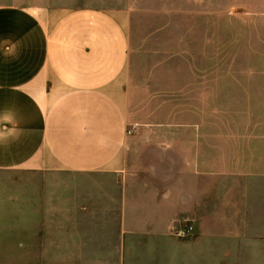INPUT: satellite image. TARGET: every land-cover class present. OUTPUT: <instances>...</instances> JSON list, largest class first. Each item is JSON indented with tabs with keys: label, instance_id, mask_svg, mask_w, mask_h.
Wrapping results in <instances>:
<instances>
[{
	"label": "crops",
	"instance_id": "obj_1",
	"mask_svg": "<svg viewBox=\"0 0 264 264\" xmlns=\"http://www.w3.org/2000/svg\"><path fill=\"white\" fill-rule=\"evenodd\" d=\"M131 24L127 7L0 1V222H17L0 244L34 254L21 264H171L216 236L186 240L172 225L202 220L220 188L226 205L249 200L242 181L264 177V147L219 132L185 74L134 86ZM34 173L110 178L98 195L117 206V227L59 228L55 181H27Z\"/></svg>",
	"mask_w": 264,
	"mask_h": 264
},
{
	"label": "rangeland",
	"instance_id": "obj_2",
	"mask_svg": "<svg viewBox=\"0 0 264 264\" xmlns=\"http://www.w3.org/2000/svg\"><path fill=\"white\" fill-rule=\"evenodd\" d=\"M50 1L59 6L130 8V74L134 86L181 85L185 80L181 74H185L184 82L198 88L195 94L203 117L216 118L219 132H234L236 139L247 143L255 155L264 147V0ZM134 128L133 124L128 133L132 134ZM50 179L57 186L59 228L117 227V206L98 195L99 185L110 187V178L69 173H60L56 178L39 173L26 175L27 181ZM242 182L249 186V200L226 205L224 189L220 188L217 202L203 205L202 220H182L171 226L175 235L177 228L193 226L191 233L181 237L186 240L194 239L199 229L216 235L177 254V260H169L171 264H242L241 260L243 264H264V177ZM66 201L73 203L72 211ZM71 216L73 221H66ZM16 225L14 221L0 222V227ZM229 228L244 230L247 236L235 238L240 242L232 245L233 239L226 236ZM232 252L240 260L232 263ZM33 256L18 253L14 245L0 244V264H21Z\"/></svg>",
	"mask_w": 264,
	"mask_h": 264
},
{
	"label": "built area",
	"instance_id": "obj_3",
	"mask_svg": "<svg viewBox=\"0 0 264 264\" xmlns=\"http://www.w3.org/2000/svg\"><path fill=\"white\" fill-rule=\"evenodd\" d=\"M193 230V226H181L177 228L176 235L179 237H186L189 233H191Z\"/></svg>",
	"mask_w": 264,
	"mask_h": 264
}]
</instances>
